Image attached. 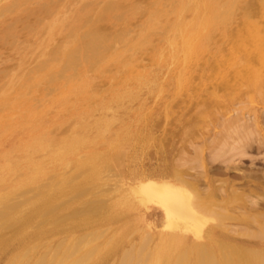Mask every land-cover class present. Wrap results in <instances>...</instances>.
<instances>
[{
    "label": "rangeland",
    "instance_id": "1",
    "mask_svg": "<svg viewBox=\"0 0 264 264\" xmlns=\"http://www.w3.org/2000/svg\"><path fill=\"white\" fill-rule=\"evenodd\" d=\"M0 1V8H3V6H6L9 3L11 4L13 2V0ZM43 1L49 2L51 7L50 15L49 13H41L40 11H38L39 4ZM66 1L64 2V0H21L19 1L17 7H11L10 12L0 9L1 11L3 10V12L0 13V89L3 88L2 90H0V95L3 93V96L0 97V197L2 196V199H0V213L2 210L3 213L0 215H4V217H16L20 210L30 209L32 207L31 202H33L34 199L38 196L36 194H39V192L41 191L47 190L45 188H54L48 184L50 176L52 179L54 175H57L59 172L62 174H67L71 172V169H68L69 166L66 167L59 161L52 160L49 157L46 149L33 147V145L36 144V142L38 141H43L44 144H49L51 148L56 150L59 147H56L57 144L59 145V142L62 143V141L72 136V134H74L75 132H80L83 130V150H81L83 151V161L84 159L86 160V155L96 153L97 155H99L98 158H96L95 160L96 164L102 161H106V166L105 169L103 168L104 170L101 169L103 171L100 170V178L85 181V176L91 169L88 168L87 165H84L83 162V174L85 175L83 177V190L86 189V192L84 193L83 191V194H81L80 196H72V193H70L67 188H64L66 192L60 196H57L58 199L54 201L55 204L53 203V205L55 206L53 211L51 210L49 214L46 213L44 215L45 217L48 215L52 218H56V221H58L57 223H54L51 217H49L41 224L40 222H38L39 220H41V218L36 217L33 221H31L32 223L29 224L32 225L34 224V222L37 221L36 225H32L33 228L31 226L29 227V225L25 226L26 229L31 232L39 225H43L45 228L52 230V234L46 235L40 239H29L25 243H21L19 242L18 238L15 237L14 233H16L18 229L21 228L20 226H22V223L14 220L15 222L11 224L12 226H9L8 228L6 227V229L8 230H4L3 228L2 231L4 230V232L2 233V231H0V233L3 235L2 237H9V240L8 245H5L3 247L0 246V264H39L40 262H42L41 264H55V262L57 264H118V262L119 264H134L136 258L135 260L134 258H132L126 263L122 262L121 259L123 256V252L132 248L131 242L129 241H138L139 226L135 222V220L128 213L125 212L123 204L115 203L116 197L112 196L111 198H108L111 194H106L105 189L110 186L107 184L106 185L108 187H106L105 184L103 185V179L108 178L109 182L112 183L113 181L117 180L116 178H120L121 175L126 174L131 169L138 167L141 164H147L150 159L155 160L156 157H163L168 159L167 163H169V165L189 171L188 174H190L188 175V177L191 179L198 180V187H200L202 190L207 188V181L205 178L202 179L201 176L204 169H207L209 174L212 175V177L214 176V178L216 179L215 184L219 186L221 185V183L223 184L224 180L227 178L235 179L237 182L234 187H236L238 191H242V189H245L246 193L248 192L249 188H256V185L253 186V183L259 182L261 183V185H264V178L262 177V175H264V64L258 61L257 59H247V57L253 56L260 37L264 36V1L214 0L216 3H218L217 5L219 6L218 7L214 5V9L218 7L214 10L211 7L213 6L211 5L212 0H199V5H197V0H192L191 3H188L189 0H118L123 4V10L121 12L122 14L120 17L122 19H115L114 17L103 18L97 22V25L104 32L111 34L120 33L123 30L127 32V39L126 41L115 42L116 45L115 43L113 44L110 53L112 54L113 50L114 53L105 60L98 63L99 65L97 64L96 66L99 67L94 66L96 68H99L96 69L97 71L99 70L98 72L95 69L93 70L94 67L90 68L83 66L82 68L81 66H78L77 71L75 72V75L73 77V82H75L76 84V89L74 90H71L69 88L70 78H68L67 80V76L69 77L68 72L60 73L58 70L60 68L59 65L54 64L53 62H51V64H53V69L51 67L50 71L53 70L55 74L52 72H48L49 70L46 67L44 68V66L42 65L44 63H50L47 58L50 52L55 47L63 45L64 42L62 43V41L65 40V38L67 40V37H69V35H67L66 33L68 32L67 27L69 24H72L74 17H76V14L82 9L84 12L85 6L91 2L92 4H94L93 9L91 10V17L94 18L97 11L100 9V7L104 4V1L106 0ZM156 1L157 5L159 6H155ZM194 1L196 2L195 4L198 6L197 9L193 7ZM181 2L185 4V6L183 7H186V10L181 7ZM207 2H209L210 4H205ZM223 2H225L226 4ZM222 3L224 6L222 5ZM259 4L261 5L259 6ZM155 7L157 8L158 12L156 11ZM56 8H58V10ZM53 10L56 12H53ZM14 11L16 13H14ZM28 11L30 12L28 13ZM166 11L169 13L170 16ZM198 11H202L201 14L203 16L205 15V17L203 18V16H201ZM151 12H153L154 14ZM164 14H167V16H165ZM154 17L157 18V21L159 19V21H155ZM178 17L181 18L178 19ZM52 18L57 19V23L54 25L55 28L54 26L52 27L54 29V32L53 29H51L52 31L50 30V34H46L45 29H48L47 32L49 31L50 27L48 26V21H50ZM199 19H201L202 21ZM198 21H201V23L203 24H199ZM151 23L153 24L152 26H150ZM141 25H146L145 27L147 28V31H145V27L143 28V26L141 27ZM197 25H199V27ZM31 26L34 29H32ZM178 26H180V29H178ZM9 28V31L11 32H7ZM140 28L142 30H140ZM143 29L145 31L144 34L142 32ZM30 30H32V32ZM242 30L244 31V33ZM31 33L33 35H31ZM44 33L46 34V36ZM174 34H176V36ZM216 35L219 36L217 37ZM140 37L141 39H139ZM184 37L189 38L186 39ZM191 37L195 38L190 39ZM182 39H186L187 42L190 41L189 43H191L192 45V48H189L190 50L187 49L189 46L186 44V41L185 44L184 41L182 43L183 45L181 44ZM40 41L42 42L40 43ZM169 41L170 43H168ZM173 41H176V44H174L175 42ZM171 44H173V48ZM184 45H187L188 47L185 48L186 46ZM183 46L186 51L182 49ZM36 47L38 51L36 50ZM133 50H135L136 52ZM180 50L186 52L185 56L187 57L184 56V53H179ZM187 50L191 51V53L187 52ZM129 51L130 54L128 53ZM171 51L173 52V55L171 54ZM125 52L127 54H125ZM233 54L235 55V58ZM30 56L31 59L29 58ZM174 57H178V59ZM216 60L218 62H216ZM21 61L23 62L21 63ZM231 61L233 62L231 63ZM27 62L28 64H25ZM173 62L175 63V65ZM224 62H226V64ZM39 64H42L41 68ZM169 64L172 66V68H170ZM183 64L185 65L183 66ZM181 65L183 66L185 71H183ZM18 66L22 69H19ZM179 66L182 68V70ZM250 66L254 68L253 74L249 73L248 67ZM28 68L30 69L29 71ZM167 68H170L168 72ZM88 69L89 71L91 70V73H89ZM36 70L38 71V73ZM87 71L89 73L88 75H86ZM177 71L178 74L175 73ZM24 72L30 74H25ZM58 72L59 75L61 74V76L58 75ZM22 73H24L23 77L20 76V74ZM179 73L183 75V77H179ZM62 74L63 76L67 74L65 75L66 81L65 79H63L64 77H62ZM136 74L139 78L136 76ZM12 75H15V77H13ZM55 75L56 77H54ZM17 77L21 80L15 79ZM100 77L102 78L101 82ZM245 78H247L248 80ZM10 79H12L11 82H9ZM111 79H113L112 82ZM14 80L15 82L13 83L15 84L13 85L12 81ZM16 80L19 81V83H17ZM181 81L183 82L182 86L180 83ZM7 82L10 84L7 85ZM16 83L18 85H16ZM20 83L23 84H21L20 86ZM37 83H39L38 87ZM41 83H44V85ZM28 84L29 86H27ZM11 85L13 88H11ZM178 85H180L181 87L178 88ZM6 88L8 89V92L10 91V95L8 96ZM9 88H11L12 90H14V88L16 89L13 91V93L12 90ZM176 89L177 91L180 90L181 92L175 91ZM3 91L6 93H4ZM18 91L20 94L18 93ZM158 92L160 93L158 94ZM49 93L52 96H50ZM4 94H6V96ZM172 96L175 97L173 98ZM154 98L157 100L155 101ZM18 99L20 101H18ZM153 100L155 101L154 104ZM168 100L171 101L169 102ZM9 101H11L12 104ZM4 105L6 107H4ZM164 106L168 107L165 108ZM33 109H35V111ZM36 110L39 113H37ZM147 111L148 113H146ZM15 112H18V114H15ZM144 115L146 117H144ZM147 115L150 116V118H148ZM28 123L32 124L29 125ZM106 124L108 128L106 127ZM42 126L44 130L41 128ZM144 127L146 129H144ZM36 133L37 135L35 137ZM136 135L140 138H136ZM64 136H66V138ZM151 138L153 140H151ZM160 142L163 144L161 145ZM133 144L135 145L133 146ZM142 153H144V155ZM43 157L46 159L44 160ZM186 157L189 159L187 160ZM6 158H8L9 160L11 159L10 161L12 162V164L10 163V161H7ZM38 162H41L43 168L48 171V175L44 174L41 176L40 174L39 178H42V182L39 185L40 187L36 185L37 188H34V183L32 184L34 186H32L31 183L23 185V183H21L19 180L25 177L29 169L33 168V166ZM19 165L21 168L19 167ZM109 166L114 169L109 168L107 169V172H105L106 168H108ZM69 168H71V166ZM108 170H110V173ZM20 171H22L21 175L19 174ZM54 171L55 173H53ZM111 172H113V175L116 174V176H114L115 178L111 175ZM104 173L106 175H109V177L106 176ZM251 173H257V178L254 179L253 177L252 179V177H250L248 179H243L238 176ZM49 174L51 175L49 176ZM111 177L113 179H110ZM92 183L94 184L92 185ZM85 186L88 187V190L87 188H85ZM24 187L26 189H24ZM28 190H30V193H25ZM99 190L102 194L99 192ZM9 194L10 197L7 199L9 200L11 196H13L10 201H14V206H11L12 203H10V201H8V205L7 199H4L6 196H9ZM22 194H24V196ZM70 195L75 200H70ZM20 196L22 198H25V196H29L30 198L26 197L25 199H21ZM254 196L257 198L254 199ZM16 197H19L20 199ZM98 197L101 199L103 198L102 200L105 201H102ZM250 197H252L253 200L258 199V197L262 199V196H260V194H258V196L250 195ZM13 198L17 199V203L16 200H14ZM23 200H26L27 203ZM86 200L89 201H87L88 203H90L89 206L88 203L85 202ZM19 202H21L20 205ZM82 203H84V205ZM70 204H72V207ZM93 205L96 207V209L98 208V206H100V208L97 209L99 210V212L95 211L96 209H94ZM2 206L3 208H1ZM59 206H61L60 209ZM82 208H84L85 210H83ZM74 209L76 211V214ZM258 210L263 211L264 208H260ZM81 211L83 212L81 213ZM64 212L66 213V215ZM83 213H85V215ZM63 215H65L67 218ZM80 215L83 216L82 224H78L77 226L72 227L71 231L69 232H60L61 229L69 228L71 225L75 224L74 221ZM49 222L53 223L50 224ZM226 224L227 225L224 226L227 227V230L231 229L230 232H228L234 235L238 234V232H243L246 230L252 231L256 228L254 226L248 227L247 225L237 222L235 220H227ZM95 226L96 228H94ZM105 227H107L108 229L106 228L104 230ZM102 228L103 232L100 231L102 230ZM90 230L93 231L91 232ZM231 231H233V233ZM96 233H98L100 237ZM82 234L84 235V237H82ZM91 234H96V236L92 235L91 237ZM130 234L132 235L129 236ZM86 235V240L88 239L90 241H87L89 242L88 244L85 240ZM88 235H90V238L92 239L95 237L94 241H91ZM41 240L44 241V243H42ZM61 240H64V242L62 243ZM73 241L75 243H73ZM85 242L87 246H84ZM31 244H34L35 247H32ZM57 245L59 247H57ZM66 245L67 248L65 247ZM82 245L84 247H82ZM94 245H97L98 247ZM28 246L30 248H28ZM92 246H94V248H92ZM26 247L29 250H27ZM75 248H78V250ZM90 248L92 250L95 248L96 249L92 252ZM136 248L133 249L135 252L133 251L132 254L140 256L143 254V252L145 253V250H143L144 248H140L138 244ZM32 249H35L33 250L34 252L31 251ZM26 250L27 253L25 252ZM32 252L35 253V255ZM22 253H26L25 256H23ZM41 253L44 254L45 257ZM85 254L88 255L86 256ZM29 256H31V259L29 258ZM24 258L26 259V261H24ZM44 258L46 259V261L44 260ZM59 258H61V261H59ZM38 259H40V261ZM81 259H86L87 261ZM27 260H29V262ZM50 260H52V262ZM71 260H73L74 262Z\"/></svg>",
    "mask_w": 264,
    "mask_h": 264
},
{
    "label": "bare ground",
    "instance_id": "2",
    "mask_svg": "<svg viewBox=\"0 0 264 264\" xmlns=\"http://www.w3.org/2000/svg\"><path fill=\"white\" fill-rule=\"evenodd\" d=\"M21 0H13V2L6 6H3L4 11H9L11 10V7H17L18 3ZM66 0H64L65 2ZM170 1V0H169ZM199 0H197V5H199ZM264 1V0H263ZM1 2V1H0ZM62 2V3H64ZM67 2V1H66ZM163 2V1H162ZM191 3L192 0H189L188 3ZM234 2V1H233ZM81 3V2H79ZM100 3V2H99ZM103 3V1H102ZM167 3V2H166ZM169 3V2H168ZM196 2L194 1V8L197 9L198 6L195 4ZM225 3V2H223ZM222 3V5H223ZM101 4V3H100ZM178 4V3H177ZM205 4H210L209 2L205 3ZM218 3H216L214 0H212V4L213 6L212 9H214V5H217ZM226 4V3H225ZM5 5V4H2ZM93 5L91 2L89 4H87L85 6L84 12L83 9L80 10L77 14L76 17H74V20L72 22V24H69L67 27V35H69V37H67V40L65 42V40L62 41V43L64 42L63 45H59L57 47H55L50 54L48 55V60L50 61V63H42L41 65L44 66V68L46 67L49 71L48 72H52L54 73V71H50L51 67L53 69V64H51V62H53L54 64L59 65V72H68L69 77L67 76V80L68 78H70L69 80V88L71 90L76 89L75 87V82H73V77L75 75V72L77 71V67L81 66L83 68L84 67H90L93 68L94 66H96L98 63H100L101 61L105 60L106 58H108L110 55H112L114 53L111 54V48L113 46V44L117 41H126L127 39V32L123 31L120 33H107L104 32L98 25L97 22L103 18H112L114 17L115 19H118L121 17V12L123 10V4L118 1V0H106L104 1V4L100 7V9L97 11L96 15L94 18L91 17V10L93 9ZM157 5V1L155 6ZM172 5V2H171ZM207 5V6H208ZM232 5V4H231ZM261 4H259L260 6ZM61 6V5H60ZM159 6V5H157ZM170 6V5H169ZM185 6L184 3L181 2V7ZM187 6V5H186ZM224 6V5H223ZM68 7V6H67ZM99 7V6H97ZM132 7V6H131ZM219 7V6H218ZM216 7V8H218ZM140 8V7H138ZM156 8V7H155ZM184 9L186 7H183ZM208 8V7H207ZM206 8V9H207ZM215 8V9H216ZM229 8V7H228ZM50 4L48 1H43L39 4V9L38 11H40L41 13H49L50 15ZM58 10V8H56ZM55 9V10H56ZM75 9V8H74ZM154 9V7H153ZM214 9V10H215ZM3 10H0V13L3 12ZM16 10V9H15ZM56 10V11H57ZM97 10V9H96ZM137 10V9H136ZM135 10V11H136ZM186 10V9H185ZM209 10V9H208ZM223 10V9H222ZM228 10V9H227ZM238 10V9H237ZM13 11V9H12ZM53 10V12H56ZM154 11V10H153ZM156 11L158 12L157 8ZM203 11V10H202ZM201 11V12H202ZM205 11V9H204ZM224 11V10H223ZM226 11V10H225ZM30 11H28L29 13ZM167 12V11H166ZM172 12V11H171ZM186 12V11H185ZM200 14L201 12L198 11ZM213 12V11H212ZM233 12V10H232ZM249 12V11H248ZM247 12V13H248ZM6 13V12H5ZM14 13H16L14 11ZM13 13V14H14ZM153 13V12H151ZM168 13V12H167ZM184 13V12H183ZM198 13V14H199ZM205 13V12H204ZM219 13V12H218ZM251 13V12H250ZM54 14V13H52ZM150 14V13H149ZM148 14V17H149ZM154 14V13H153ZM180 14V13H179ZM190 14V13H188ZM193 14V13H192ZM68 15V14H67ZM94 15V14H93ZM92 15V16H93ZM165 16H167V14H164ZM169 15V13H168ZM181 15V14H180ZM179 15V16H180ZM241 15V14H240ZM244 15V14H243ZM251 15V14H250ZM254 15V14H253ZM60 16V15H59ZM161 16V15H160ZM170 16V15H169ZM168 16V17H169ZM201 16H203L201 14ZM218 16V15H217ZM230 16V15H229ZM245 16V15H244ZM45 17V15H44ZM53 17V16H52ZM147 17V18H148ZM205 17V15L203 16V18ZM234 17V15H233ZM250 17V16H248ZM254 17V16H253ZM258 17V16H257ZM161 18V17H160ZM181 18V17H180ZM178 17V19H180ZM201 18V17H200ZM122 19V18H120ZM155 21H157V18H155ZM177 19V20H178ZM218 19V18H217ZM223 19V18H222ZM235 19V18H234ZM126 20V19H124ZM147 20V19H146ZM201 20V19H199ZM206 20V19H205ZM220 20V19H219ZM259 20V19H258ZM159 21V19H158ZM157 21V22H158ZM172 21V20H171ZM170 21V22H171ZM202 21V20H201ZM201 21L199 22V24L201 23ZM221 21V20H220ZM223 21V20H222ZM235 21V20H234ZM12 22V21H11ZM28 22V21H27ZM127 22V21H126ZM189 22V20H188ZM10 23V22H9ZM22 23V22H21ZM37 23V22H36ZM57 23V19L56 18H52L50 21H48V26L49 31L47 32L48 29L46 30V34L52 31L51 29H53L52 27ZM179 23V22H178ZM236 23V22H235ZM29 24V23H28ZM64 24V22H63ZM121 24V23H120ZM146 24V22H145ZM148 24V23H147ZM185 24V23H184ZM203 24V23H201ZM227 24V23H226ZM153 24L151 23L150 26H152ZM188 25V24H187ZM207 25V24H206ZM220 25V24H219ZM9 26V25H8ZM30 26V25H28ZM34 26V25H33ZM143 26V28L146 26L141 25V27ZM149 26V27H150ZM199 27V25H197ZM222 26V25H221ZM256 26V25H255ZM32 27V26H31ZM43 27V26H42ZM41 27V28H42ZM131 27V26H130ZM129 27V28H130ZM185 27V26H184ZM237 27V26H236ZM11 28V27H10ZM10 28L8 29L7 32H11L9 31ZM55 28V26H54ZM84 28V29H83ZM136 28V27H135ZM186 28V27H185ZM219 28V27H218ZM30 29V27H29ZM32 29H34L32 27ZM124 29V28H123ZM145 31H147V28L145 27ZM152 29V28H151ZM178 29H180V26H178ZM238 29V28H237ZM259 29V28H258ZM51 30V31H50ZM140 30H142L140 28ZM195 30V29H194ZM244 30V29H243ZM242 30V31H243ZM32 32V30H30ZM56 31V30H55ZM144 29H143V34H144ZM175 31V30H174ZM177 31V30H176ZM184 31V29H183ZM204 31V30H202ZM54 32V29H53ZM58 32V31H57ZM64 32V31H62ZM116 32V31H115ZM139 32V31H137ZM136 33V32H135ZM150 33V32H149ZM169 33V32H168ZM174 33V32H173ZM185 33V31H184ZM218 33V32H217ZM241 33V32H240ZM244 33V31H243ZM8 34V33H7ZM45 34V33H44ZM45 34V36H46ZM53 34V33H52ZM59 34V33H58ZM131 34V33H130ZM181 34V33H180ZM190 34V33H188ZM192 34V33H191ZM227 34V33H226ZM31 35H33L31 33ZM62 35V34H61ZM138 35V34H136ZM148 35V34H147ZM176 36V34H174ZM173 35V36H174ZM184 35V34H183ZM210 35V34H209ZM215 35V34H214ZM258 35V34H257ZM262 35V33H261ZM43 36V35H42ZM41 36V37H42ZM172 36V37H173ZM179 36V35H178ZM188 36V35H187ZM191 36V35H189ZM195 36V34H194ZM197 36V35H196ZM217 36V35H216ZM219 36V35H218ZM217 36V37H218ZM50 37V36H49ZM144 37V36H143ZM34 38V37H32ZM175 38V37H174ZM177 38V37H176ZM182 38V37H181ZM180 38V40H181ZM186 38V37H184ZM189 37H187L186 39H188ZM195 38V37H193ZM192 37L190 39H193ZM198 38V37H197ZM226 38V37H225ZM237 38V37H236ZM43 39V38H42ZM62 39V38H61ZM141 39V37L139 38ZM163 39V38H162ZM171 39V38H170ZM178 39V38H177ZM182 39L181 44L184 41L187 42V40ZM138 40V39H137ZM174 40V39H173ZM196 40V39H195ZM43 41V40H42ZM40 41V43L42 42ZM56 41V40H55ZM54 41V42H55ZM61 41V40H60ZM168 41V40H167ZM6 42V41H5ZM31 42V41H30ZM46 42V41H45ZM132 42V41H131ZM154 42V41H153ZM174 44H176V41ZM190 42V41H189ZM187 42V45L185 48L189 49L192 48L191 43ZM213 42V41H211ZM228 42V41H227ZM12 43V42H11ZM14 43V42H13ZM35 43V42H33ZM37 43V42H36ZM39 43V42H38ZM125 43V42H123ZM127 43V42H126ZM137 43V41H136ZM170 43V41L168 42ZM172 43V42H171ZM193 43V42H192ZM248 43V41H247ZM52 44V43H49ZM208 44V43H207ZM116 45V43H115ZM154 45V44H153ZM166 45V43H165ZM172 48H173V44ZM183 45V44H182ZM191 45V46H190ZM215 45V44H214ZM49 46V45H48ZM47 46V47H48ZM119 46V45H118ZM117 46V47H118ZM126 46V45H125ZM123 46V47H125ZM132 46V45H130ZM134 46V45H133ZM178 46V45H177ZM181 46V45H180ZM184 51L185 50V48ZM211 46V45H209ZM241 46V45H240ZM50 47V46H49ZM48 47V48H49ZM121 47V46H120ZM119 47V48H120ZM169 47V46H168ZM215 47V46H214ZM246 47V46H245ZM34 48V47H33ZM139 48V46H138ZM143 48V47H142ZM208 48V47H207ZM35 49V48H34ZM46 49V48H45ZM127 49V48H126ZM133 49V48H132ZM136 49V48H135ZM214 49V48H213ZM240 49V48H239ZM238 49V50H239ZM37 50V47H36ZM35 50V52H36ZM49 50V49H47ZM122 50V49H121ZM120 50V51H121ZM137 50V49H136ZM149 50V49H147ZM174 50V49H173ZM190 50V49H189ZM187 50V52H190ZM192 50V49H191ZM220 50V49H219ZM38 51V50H37ZM41 51V50H40ZM125 51V50H124ZM123 51V52H124ZM135 51V50H133ZM217 51V50H216ZM233 51V50H232ZM248 51V50H247ZM45 52V51H44ZM117 52V50H116ZM127 52V51H126ZM125 52V54H127ZM136 52V51H135ZM161 52V51H160ZM163 52V51H162ZM169 52V51H168ZM175 52V51H174ZM185 53L183 51H179V53ZM222 52V51H221ZM231 52V51H230ZM43 53V52H42ZM130 54V51L128 52ZM173 52L171 51V54ZM206 53V52H205ZM208 53V52H207ZM234 53V52H233ZM242 53V52H241ZM20 54V53H19ZM38 54V53H37ZM144 54V53H143ZM142 54V55H143ZM176 54V53H175ZM240 54V53H239ZM238 54V55H239ZM23 55V54H22ZM45 55V54H44ZM173 55V54H172ZM180 55V54H178ZM191 55V54H189ZM234 55V54H233ZM124 56V55H123ZM130 56V55H129ZM144 56V55H143ZM156 56V55H155ZM159 56V55H158ZM167 56V55H166ZM171 56V55H170ZM175 56V55H174ZM177 56V55H176ZM26 57V56H25ZM24 57V58H25ZM39 57V56H38ZM183 57V56H182ZM180 57V58H182ZM187 57V56H185ZM206 57V56H205ZM28 58V57H27ZM31 59V56L29 57ZM28 58V59H29ZM46 58V59H47ZM141 58V57H140ZM139 58V59H140ZM144 58V57H143ZM156 58V57H155ZM171 58V57H170ZM176 59H178V57H174ZM173 58V59H174ZM179 58V59H180ZM208 58V57H207ZM215 58V57H214ZM235 58V55H234ZM145 59V58H144ZM152 59V58H151ZM171 59V60H173ZM248 60L251 59H257L258 61L262 62L264 64V36H261L259 39V42L257 43V47L254 51V54L252 57H247ZM17 60V59H16ZM20 60V59H19ZM18 60V61H19ZM34 60V59H33ZM155 60V59H154ZM153 60V61H154ZM175 60V59H174ZM186 60V59H185ZM228 60V59H227ZM24 61V60H23ZM21 61V63L23 62ZM39 61V60H38ZM108 61V60H107ZM115 61V60H114ZM121 61V60H120ZM204 61V60H203ZM37 62V60H36ZM43 62V61H42ZM47 62V61H46ZM126 62V61H125ZM148 62V61H147ZM178 62V61H177ZM176 62V63H177ZM186 62V61H185ZM190 62V61H189ZM216 62H218L216 60ZM221 62V61H220ZM233 61H231L232 63ZM17 63V62H16ZM30 63V61H29ZM127 63V62H126ZM159 63V61H158ZM174 63V62H173ZM179 63V62H178ZM226 64V62H224ZM236 63V62H235ZM25 64H28L25 63ZM37 64V63H36ZM139 64V62H138ZM156 64V63H155ZM165 64V63H164ZM171 64V63H170ZM169 64V65H170ZM40 65V64H39ZM40 65V68H41ZM99 65V64H98ZM128 65V64H127ZM149 65V64H148ZM159 65V64H158ZM175 65V63H174ZM185 64H183L184 66ZM199 65V64H198ZM202 65V64H201ZM224 65V64H223ZM27 66V65H26ZM55 66V65H54ZM125 66V65H124ZM183 66L181 65V67L183 68ZM188 66V65H187ZM264 66V65H263ZM19 67V66H18ZM99 67V66H96ZM94 67L93 70L95 69H99ZM169 67V66H168ZM175 67V66H173ZM180 67V66H179ZM180 67V68H181ZM222 67V66H221ZM21 67H19L20 69ZM26 68V67H25ZM30 68V67H29ZM28 68V71L30 70ZM56 68V67H55ZM89 68V69H90ZM124 68V67H123ZM143 68V67H142ZM170 68H172V66L170 65ZM170 68H167V72L168 70H170ZM181 68V70H182ZM202 68V67H200ZM218 68V67H217ZM16 69V68H14ZM22 69V68H21ZM24 69V68H23ZM36 69V67H35ZM34 69V70H35ZM46 69V71H47ZM88 69V71H89ZM199 69V68H198ZM238 69V68H237ZM249 69V73L253 74L254 73V68H252L251 66L248 67ZM4 70V69H3ZM56 70V69H54ZM178 70V69H177ZM180 70V69H179ZM205 70V69H204ZM233 70V69H232ZM10 71V70H9ZM15 71V70H14ZM27 71V70H25ZM37 71V70H36ZM87 74L91 73L89 71ZM97 71V70H96ZM95 71V72H96ZM99 71V70H98ZM97 71V72H98ZM121 71V70H120ZM117 71V72H120ZM158 71V70H157ZM183 71L184 68H183ZM182 71V74H183ZM200 71V70H199ZM202 71V70H201ZM238 71V70H237ZM241 71V70H240ZM21 72V71H18ZM31 72V71H30ZM34 72V71H32ZM43 72V70H42ZM58 72V75H59ZM116 72V71H115ZM138 72V71H137ZM239 72V71H238ZM25 73V72H24ZM24 73L20 74V76L23 77ZM27 73V72H26ZM25 73V74H26ZM36 73V72H35ZM38 73V71H37ZM178 74V71L175 72ZM199 73V72H198ZM6 74V73H5ZM16 74V73H15ZM30 74V73H27ZM41 74V73H40ZM47 74V73H46ZM45 74V76H46ZM55 74V73H54ZM83 74V73H82ZM157 74V73H156ZM162 74V73H161ZM176 74V75H177ZM36 75V74H35ZM51 75V74H50ZM67 75V74H65ZM63 79H65L66 76ZM80 75V74H79ZM78 75V76H79ZM135 75V73H134ZM180 75V76H179ZM179 77H183V75H181L179 73ZM13 76V75H12ZM33 76V75H30ZM28 76V77H30ZM61 76V74L59 75ZM117 76V75H116ZM137 76V74H136ZM135 76V77H136ZM143 76V75H141ZM164 76V75H163ZM166 76V75H165ZM173 76V75H172ZM187 76V74H186ZM196 76V75H195ZM7 77V76H6ZM15 77V75L13 76ZM27 77V78H28ZM53 77V76H52ZM56 77V75L54 76ZM103 77V76H102ZM138 77V76H137ZM46 78V77H44ZM51 78V77H50ZM113 78V77H112ZM139 78V77H138ZM174 78V77H173ZM172 78V79H173ZM202 78V77H201ZM15 79H19L18 77ZM91 79V78H90ZM154 79V78H153ZM179 79V78H178ZM187 79V78H186ZM195 79V78H193ZM203 79V78H202ZM247 79V78H245ZM12 79L9 80V82H11ZM17 83H19V81H17ZM21 80V79H19ZM34 80V79H33ZM53 80V79H52ZM62 80V79H61ZM102 78L100 77V82H101ZM113 79H111L112 82ZM164 80V79H163ZM182 80V78H181ZM248 80V79H247ZM7 81V79H6ZM42 81V80H39ZM49 81V80H48ZM63 81V80H62ZM66 81V79H65ZM159 81V80H158ZM161 81V80H160ZM185 81V78H184ZM4 82V81H3ZM15 82L12 81V83ZM24 82V81H23ZM36 82V81H35ZM143 82V81H142ZM153 82V80H152ZM171 82V81H170ZM8 83V82H7ZM6 83V84H7ZM16 83V85H18ZM28 83V82H26ZM31 83V82H30ZM33 83V82H32ZM181 86H182V81L180 82ZM191 83V82H190ZM5 84V85H6ZM10 83H8L7 85H9ZM15 83H13L14 85ZM23 83H20V86ZM37 83V87H38ZM44 85V83H41ZM64 84V83H63ZM91 84V82H90ZM127 84V83H126ZM46 85V84H45ZM48 85V84H47ZM50 85V83H49ZM48 85V86H49ZM145 85V84H144ZM156 85V84H155ZM164 85V84H163ZM1 86V85H0ZM29 86V84L27 85ZM34 86V85H33ZM40 86V85H39ZM55 86V85H54ZM140 86V85H138ZM180 88L181 86L178 85ZM197 86V85H196ZM195 86V87H196ZM264 86V84H263ZM7 87V86H6ZM85 87V86H84ZM11 88L12 85H11ZM9 88V89H11ZM20 88V87H19ZM47 88V87H46ZM103 88V87H102ZM161 88V87H160ZM164 88V87H163ZM162 88V89H163ZM200 88V87H199ZM3 89V88H2ZM0 89V90H2ZM5 89V87H4ZM7 89V88H6ZM16 88H14L15 90ZM125 89V88H124ZM175 89V88H174ZM198 89V88H197ZM232 89V88H231ZM230 89V90H231ZM239 89V88H238ZM261 89V88H260ZM12 90V89H11ZM12 90V92L14 91ZM20 90V89H19ZM24 90V89H23ZM29 90V89H28ZM53 90V89H51ZM50 90V93H51ZM101 90V89H99ZM55 91V90H54ZM152 91V90H150ZM177 91V89L175 90ZM180 91V90H179ZM177 91V92H179ZM205 91V90H204ZM212 91V90H211ZM210 91V92H211ZM4 92V91H3ZM61 92V91H60ZM176 92V93H177ZM181 92V91H180ZM200 92V91H199ZM6 93V92H4ZM7 96L10 95V91L8 92L7 89ZM14 93V92H13ZM12 93V94H13ZM19 93V91H18ZM28 93V92H27ZM49 93V94H50ZM151 93V92H150ZM160 92H158L159 94ZM20 94V93H19ZM30 94V93H29ZM63 94V93H62ZM162 94V93H161ZM178 94V93H177ZM6 96V94H4ZM22 95V94H21ZM59 95V94H58ZM94 95V94H92ZM246 95V94H245ZM248 95V94H247ZM3 96V93L0 95V97ZM15 96V95H14ZM19 96V95H18ZM17 96V97H18ZM50 96H52L50 94ZM157 96V95H156ZM155 96V97H156ZM160 96V95H159ZM11 97V96H10ZM28 97V96H27ZM58 97V96H57ZM158 97V96H157ZM173 98L175 96H172ZM207 97V96H205ZM224 97V96H223ZM246 97V96H245ZM248 97V96H247ZM3 98V97H2ZM34 98V97H33ZM38 98V97H37ZM43 98V97H42ZM41 98V99H42ZM49 98V97H48ZM90 98V97H89ZM144 98V97H143ZM159 98V97H158ZM30 99V98H29ZM36 99V98H35ZM114 99V98H113ZM146 99V97H145ZM222 99V98H221ZM240 99V98H239ZM238 99V100H239ZM47 100V99H46ZM154 100L156 101L157 99L154 98ZM153 100V101H154ZM172 100V98H171ZM171 100H168L169 102ZM248 100V99H247ZM245 100V101H247ZM18 101H20L18 99ZM124 101V99H123ZM155 101L153 102V104L155 103ZM167 101V102H168ZM192 101V99H191ZM244 101V102H245ZM11 102V101H9ZM8 102V103H9ZM35 102V101H34ZM42 102V101H41ZM46 102V101H45ZM65 102V100H64ZM107 102V101H106ZM166 102V103H167ZM168 102V103H169ZM242 102V100H241ZM240 102V103H241ZM255 102V101H254ZM2 103V102H1ZM6 103V102H5ZM123 103V102H122ZM191 103V102H190ZM12 104V102H11ZM20 104V103H19ZM35 104V103H34ZM126 104V103H125ZM165 104V103H164ZM170 104V103H169ZM237 104V103H236ZM3 105V104H2ZM10 105V104H9ZM29 105V104H28ZM47 105V104H46ZM59 105V104H58ZM64 105V104H63ZM188 105V104H187ZM234 105V104H233ZM7 106V104H6ZM4 105V107H6ZM19 106V105H18ZM121 106V104H120ZM170 106V105H169ZM3 107V106H2ZM21 107V106H20ZM32 107V106H31ZM36 107V105H35ZM44 107V106H41ZM47 107V106H46ZM153 107V105H152ZM151 107V108H152ZM165 107V106H164ZM168 107V106H166ZM165 107V108H166ZM187 107V106H186ZM200 107V106H199ZM243 107V106H242ZM19 108V107H18ZM22 108V107H21ZM20 108V109H21ZM128 108V107H126ZM15 109V108H14ZM17 109V108H16ZM42 109V108H41ZM57 109V108H56ZM148 109V108H147ZM150 109V108H149ZM172 109V107H171ZM233 109V108H232ZM3 110V108H2ZM19 110V109H18ZM35 111V109H33ZM40 110V109H37ZM36 110L37 113H39ZM49 110V109H48ZM104 110V109H103ZM128 110V109H127ZM140 110V108H139ZM138 110V111H139ZM165 110V109H164ZM168 110V109H167ZM166 110V111H167ZM14 111V110H13ZM17 111V110H16ZM51 111V110H50ZM18 114V112H15V114ZM107 113V112H106ZM148 113V111L146 112ZM162 113V112H161ZM189 113V112H188ZM7 114V113H5ZM13 114V113H12ZM20 114V113H19ZM103 114V113H102ZM144 114V113H143ZM165 114V112H164ZM218 114V113H217ZM24 115V114H23ZM22 115V116H23ZM6 116V115H5ZM143 116V115H142ZM148 116V115H147ZM199 116V115H198ZM144 117H146L144 115ZM143 117V118H144ZM16 118V117H15ZM18 118V117H17ZM20 118V117H19ZM111 118V117H110ZM148 118H150V116H148ZM158 118V117H156ZM155 118V119H156ZM167 118V117H166ZM205 118V117H204ZM3 119V116H2ZM145 119V118H144ZM178 119V118H177ZM186 119V118H185ZM5 120V119H4ZM21 120V119H20ZM19 120V121H20ZM24 120V119H23ZM26 120V118H25ZM32 120V119H31ZM41 120V119H40ZM73 120V119H72ZM158 120V119H157ZM166 120V119H165ZM18 121V119H17ZM153 121V120H152ZM189 121V120H188ZM26 122V121H25ZM4 123V122H3ZM152 123V122H151ZM165 123V122H164ZM29 125H31L30 123H28ZM104 124V123H103ZM188 124V123H187ZM22 125V124H21ZM138 125V124H137ZM145 125V124H144ZM59 126V125H58ZM64 126V125H63ZM77 126V124H76ZM75 126V127H76ZM98 126V124H97ZM101 126V125H100ZM7 127V126H6ZM24 127V125H23ZM95 127V125H94ZM105 127V126H104ZM107 127V124H106ZM143 127V126H142ZM5 128V127H4ZM8 128V127H7ZM6 128V129H7ZM13 128V127H12ZM43 129V126L41 127ZM108 128V127H107ZM137 128V127H136ZM34 129V127H33ZM71 129V128H70ZM73 129V128H72ZM144 129H146L144 127ZM26 130V129H25ZM44 130V129H43ZM138 130V129H137ZM140 130V128H139ZM138 130V131H139ZM189 130V129H188ZM232 130V129H231ZM39 131V130H37ZM70 131V130H69ZM90 131V130H89ZM164 131V130H163ZM6 132V130H5ZM47 132V131H46ZM142 132V131H141ZM144 132V131H143ZM150 132V131H148ZM147 132V133H148ZM160 132V131H159ZM105 133V132H104ZM110 133V132H109ZM134 133V132H133ZM139 133V132H138ZM98 134V133H97ZM131 134V133H130ZM143 134V133H142ZM149 134V133H148ZM250 134V133H249ZM37 133L35 134L36 137ZM44 135V134H43ZM49 135V134H48ZM51 135V134H50ZM69 135V134H68ZM140 135V134H139ZM144 135V134H143ZM158 135V134H157ZM67 136V134H66ZM66 136H64L66 138ZM134 136V135H133ZM145 136V135H144ZM63 137V138H64ZM136 138L139 136H135ZM34 138V137H33ZM48 138V137H46ZM53 138V137H52ZM140 138V137H139ZM144 138V137H143ZM153 138V137H152ZM151 138V140H153ZM54 139V138H53ZM91 139V138H90ZM124 139V138H123ZM161 139V138H160ZM20 140V139H19ZM22 140V138H21ZM24 140V139H23ZM48 140V139H47ZM136 140V139H135ZM134 140V141H135ZM139 140V139H138ZM58 141V140H57ZM159 141V140H158ZM162 141V140H161ZM36 142V141H35ZM89 142V141H88ZM93 142V141H92ZM143 142V141H142ZM151 142V141H150ZM4 143V142H3ZM59 142V145L57 144L56 147H58V149H53L51 148V146L49 144H44L43 141H38L36 142V144L33 145V147H37V148H44L47 150L49 157L52 160H56L59 161L60 163H62L64 166H71V168L68 167V169H71L70 173H58L57 175L52 174V179H51V174H49L50 176V180H48V184L54 188L52 189H48L45 188L47 190L45 191H36L39 192L37 198H31L34 199L32 203V207L28 210H20V212L17 214L16 217H4V215H0V231H2V229L4 228V230L6 229V227L8 228L9 226H12L11 224L13 222L19 221L20 223H22V226H20L21 228L18 229V231L15 234V237L18 238L19 242L21 243H25L26 241H28L29 239H40L46 235L52 234L53 231L49 230L47 228H45L43 225H39L37 228H35L33 231L29 232L25 226L29 225L30 223H32L31 221H33L36 217H40L41 220H39L38 222H40L41 224L49 217L51 216H44L46 213L49 214V212L54 209V205L55 204V200L58 199L57 196H60L62 194H64L66 191L64 190V188H67L68 191L70 193H72V196H80L81 194H83L86 192L85 190H83V177L85 176L83 173V162L84 165H87L88 168H90L91 172L89 171L86 174V178L85 181H90V180H94L95 178H100L99 176V172L101 169H105V163L106 161H102L98 164H96V158H98L99 155H97L96 153H92L89 155H86V160L84 159L83 161V130L80 132H75L74 134H72V136H70L69 138L65 139L64 141H62V143ZM29 144V143H28ZM153 144V142H152ZM160 144L162 145L163 143L160 142ZM115 145V144H113ZM112 145V146H113ZM135 144H133L134 146ZM142 145V144H141ZM155 145V144H154ZM3 146V145H2ZM110 146V145H109ZM160 146V145H159ZM111 147V146H110ZM150 147V146H149ZM146 148V147H145ZM19 149V148H18ZM144 149V146H143ZM157 149V148H156ZM202 149V148H200ZM29 150V148H28ZM146 150V149H145ZM26 151V149H25ZM34 151V150H33ZM43 151V149H42ZM164 151V150H161ZM14 152V151H13ZM144 152V151H142ZM158 152V150H157ZM19 153V152H18ZM23 153V152H22ZM28 153V151H27ZM36 153V152H35ZM42 154V153H40ZM47 154V153H46ZM144 155V153H142ZM218 154V153H217ZM142 155V156H143ZM46 156V155H45ZM141 156V157H142ZM47 157V156H46ZM85 157V156H84ZM115 157V156H113ZM118 157V156H117ZM184 157V156H183ZM9 158V157H8ZM8 158L7 161H10ZM15 158V156H14ZM18 158V156H17ZM187 158V157H186ZM200 158V157H199ZM20 159V158H19ZM40 159V158H39ZM43 159L45 160L46 158L43 157ZM145 159V158H144ZM189 158H187L188 160ZM195 159V158H194ZM30 160V159H29ZM43 160V162H44ZM48 160V158H47ZM167 158H161V157H156L155 160L150 159L149 162L147 164H141L139 165L138 163V167H135L133 169H131L129 172H127L126 174H123L120 176V178H116V181H113L112 183L109 182L108 178L103 179L102 184L104 185H109L110 187H108L106 185V187H108L107 189H105V193L106 194H111L108 198H111L112 196L116 197L115 203H120L123 204L124 208H125V212L128 213L134 220L135 222L138 224L139 226V237H138V241H129L131 242V247L128 250H125L123 252V256H122V262L126 263L128 261H130L132 258H136V261L134 262V264H264V210H258L260 208H264V185H261V183H253V186L256 185V188H249L248 192L246 193L245 189H242V191H238L235 186L236 184V180L235 179H225L224 183L219 186L215 184V178L214 176L212 177V175L209 174L207 169H204V171L202 172L201 176L202 179L205 178L207 181V188L202 190L200 187H198L199 182L198 180L195 179H191L188 177V172L185 169H181V168H177V167H173L171 165H169V163H167ZM178 160V159H177ZM183 160V159H182ZM186 160V159H185ZM184 160V161H185ZM31 161V160H30ZM114 161V160H113ZM175 161H176V157H175ZM197 161V160H196ZM1 162V161H0ZM6 162V161H5ZM47 162V161H45ZM108 162V161H107ZM116 162V161H115ZM144 162V160H143ZM7 163V162H6ZM10 163L12 164V162L10 161ZM8 163V164H10ZM14 163V162H13ZM19 163V162H18ZM51 163V162H50ZM104 163V164H103ZM22 164V163H21ZM117 164V163H115ZM135 164V162H134ZM180 164V163H179ZM178 164V165H179ZM184 164V162H183ZM18 165V164H17ZM111 165V164H110ZM177 165V164H176ZM4 166V164H3ZM6 166V165H5ZM14 166V165H13ZM28 166V165H27ZM60 166V165H59ZM175 166V165H174ZM20 167V165H19ZM63 167V166H62ZM5 168V167H4ZM21 168V167H20ZM28 168V167H27ZM86 168V167H85ZM114 169L111 166H109L108 168H106L105 172H107V169ZM2 169V168H1ZM29 169V168H28ZM49 169V168H48ZM103 169V170H104ZM61 170V169H60ZM59 170V171H60ZM89 170V169H88ZM101 170V171H103ZM10 171V170H9ZM67 171V170H66ZM110 173V170H108ZM16 172V170H15ZM201 172V171H200ZM247 172V171H246ZM249 172V171H248ZM22 171L19 172V174L21 175ZM48 173V171H46L41 162L36 163L33 168L29 169V171L24 174L25 177L21 178L19 181L21 183L24 184H30L31 185L34 183V188L37 186H39L42 182V178H39L40 174L42 175H46ZM55 173V171L53 172ZM57 173V172H56ZM108 173V174H109ZM105 174V173H104ZM119 174V173H118ZM117 174V175H118ZM200 174V173H199ZM257 173H251V174H244V175H238L241 178H250L254 177L257 178ZM7 175V174H6ZM23 175V174H22ZM48 175V174H47ZM106 175V174H105ZM111 175L114 177L116 176V174L113 175V172H111ZM8 176V175H7ZM16 176V175H15ZM13 176V177H15ZM19 176V175H17ZM109 177V175H106ZM237 176V177H238ZM262 177L264 178V175H262ZM47 178V177H46ZM115 178V177H114ZM12 179V178H11ZM110 179H113L112 177ZM238 179V178H237ZM10 180V179H9ZM115 180V179H114ZM218 180V179H217ZM246 180V179H245ZM254 181V180H253ZM257 181V180H256ZM2 182V181H1ZM4 182V180H3ZM12 182V181H11ZM251 183V184H252ZM11 184V183H10ZM94 183H92L93 185ZM250 184V186H251ZM19 185V184H18ZM16 185V186H18ZM21 185V184H20ZM89 185V184H88ZM14 186V185H13ZM47 186V185H46ZM11 187V186H10ZM40 187V186H39ZM44 187V186H42ZM91 187V186H90ZM2 188V187H1ZM9 188V187H8ZM16 188V187H15ZM14 188V189H15ZM30 188V187H29ZM37 188V187H36ZM51 188V187H49ZM85 188L88 187L85 186ZM24 189H26L24 187ZM2 190V189H1ZM33 190V189H32ZM35 190V189H34ZM38 190V189H36ZM92 191V190H91ZM10 192V191H8ZM7 192V193H8ZM14 192V191H13ZM30 193V190H28L25 193ZM94 192V191H93ZM96 192V191H95ZM99 192L101 193V191L99 190ZM104 192V191H103ZM24 193V192H22ZM35 193V192H33ZM16 194V193H15ZM20 194V193H19ZM91 194V193H90ZM102 194V193H101ZM258 194H260V196H262V199L258 197V199L253 200L252 197H250V195H256L258 196ZM14 195V194H13ZM17 195V194H16ZM24 196V194H22ZM26 195V194H25ZM30 195V194H29ZM35 195V197H36ZM6 196V195H4ZM15 196V195H14ZM18 196V195H17ZM70 195V200H75L73 197ZM2 197V196H1ZM0 197V199H2ZM10 197L6 196L4 199H7ZM13 196H11L12 198ZM21 197V196H20ZM29 197V196H25ZM32 197V195H31ZM34 197V196H33ZM10 198V199H11ZM18 199H20L19 197H16ZM13 198L14 200H16L17 203V199ZM22 198L21 199H25ZM30 198V197H29ZM78 198V197H77ZM96 198V197H95ZM99 198V197H98ZM254 199L257 197H253ZM10 199H7V203L9 205ZM97 199V198H96ZM101 199V198H99ZM103 199V198H102ZM101 199V200H102ZM60 200V199H59ZM100 200V201H101ZM27 203L26 200H23ZM22 201V204H23ZM58 201V200H57ZM88 200H86L85 202H87ZM95 201V200H94ZM105 201V200H102ZM1 202V201H0ZM3 202V200H2ZM14 201H10L11 206L15 205L13 203ZM84 202V203H85ZM89 202V201H88ZM87 202V203H88ZM97 202V201H96ZM21 202H19L20 205ZM57 203V202H56ZM70 203V202H69ZM81 203V202H80ZM84 203H82L84 205ZM105 203V202H104ZM102 203V204H104ZM63 204V203H62ZM90 203H88L89 206ZM107 204V203H106ZM1 205V204H0ZM3 205V204H2ZM27 205V204H26ZM25 205V207H26ZM64 205V204H63ZM72 207V204H70ZM96 205V203H95ZM98 205V204H97ZM6 206V205H5ZM62 206V205H61ZM59 206V209L60 207ZM94 206V205H93ZM92 206V207H93ZM102 206V205H101ZM104 206V205H103ZM116 206V205H115ZM70 207V208H71ZM74 207V206H73ZM81 207V206H79ZM87 207V204H86ZM3 208V206L1 207ZM15 208V207H14ZM23 208V207H22ZM58 208V207H57ZM85 208V207H84ZM84 208H82L83 210H85ZM98 208H100V206H98ZM97 208V209H98ZM8 209V208H7ZM91 209V208H89ZM94 209H96V207L94 206ZM95 210L97 212H99V210ZM103 209V208H102ZM122 209V208H121ZM120 209V210H121ZM13 210V209H12ZM258 210V211H255ZM3 211V210H2ZM1 211L0 214H2L3 212ZM16 211V209H15ZM75 211V209H74ZM83 211H81L82 213ZM85 212V211H84ZM65 213V212H64ZM86 213V212H85ZM85 213H83L85 215ZM92 213V212H91ZM94 213V212H93ZM106 213V212H105ZM76 214V211H75ZM74 214V215H75ZM87 214V213H86ZM116 214V213H115ZM66 215V213H65ZM63 215V216H65ZM78 215V214H77ZM114 215V214H113ZM118 215V214H117ZM69 216V215H68ZM101 216V215H100ZM45 217V218H44ZM62 217V216H61ZM60 217V218H61ZM66 217V216H65ZM104 217V216H103ZM116 217V216H115ZM63 218V217H62ZM67 218V217H66ZM64 218V219H66ZM51 219L54 221V223H57L58 221H56V218H52ZM58 219V218H57ZM107 219V218H106ZM113 219V218H112ZM60 220V219H59ZM69 220V219H68ZM108 220V219H107ZM227 220H235L237 222L243 223L245 225H247L248 227H256L255 230L252 231H243V232H238V234L234 235L229 233L230 230H227V227H225L224 225H227L229 223L226 224ZM50 221V220H49ZM61 221V220H60ZM63 221V219H62ZM37 222V221H36ZM36 222H34V224L32 225H36ZM71 222V221H70ZM75 224L71 225L69 228H63L60 230V232H69L71 231L72 227L77 226L78 224H82L83 223V216L80 215L76 218V220L74 221ZM92 222V221H91ZM234 222V221H233ZM50 223V222H49ZM53 223V222H51ZM50 223V224H51ZM65 224V223H64ZM116 224V223H115ZM21 225V224H20ZM32 225H29V227ZM63 225V224H62ZM67 225V223H66ZM16 226V225H15ZM242 226V224H241ZM246 226V228H247ZM17 227V226H16ZM49 227V225H48ZM104 227V226H103ZM33 228V227H32ZM96 228V226L94 227ZM107 227L104 228V230ZM230 228V227H229ZM101 229V228H100ZM108 229V228H107ZM111 229V228H109ZM237 229V228H236ZM243 229V228H242ZM4 230L2 231V233L4 232ZM8 230V229H6ZM54 230V229H53ZM89 230V229H88ZM87 230V231H88ZM241 230V229H240ZM15 231V230H13ZM91 231V230H90ZM93 231V230H92ZM91 231V232H92ZM101 232H103V228L102 230H100ZM229 231V232H228ZM236 231V230H235ZM80 232V231H79ZM95 232V231H94ZM134 232V231H132ZM233 233V231H231ZM7 233V232H6ZM87 233V232H86ZM84 233V234H86ZM98 236L99 234L96 233ZM96 234H91L93 236H96ZM67 235V234H65ZM83 235V234H82ZM81 235V236H82ZM102 235V233H101ZM132 234H130L129 236H131ZM3 235L0 233V246L3 247L5 245H8V238L6 237H2ZM69 236V235H68ZM72 236V235H71ZM64 237V236H63ZM84 237V235L82 236ZM89 239L92 241H94L95 237L92 239L90 238V235H88ZM100 237V236H99ZM53 238V237H52ZM62 238V237H61ZM60 238V239H61ZM87 238V235L85 237V240ZM98 238V237H97ZM66 239V236H65ZM50 240V239H49ZM72 240V239H71ZM70 240V242H71ZM109 240V238H108ZM37 241V240H36ZM42 241V240H41ZM46 241V240H45ZM62 241V240H61ZM83 241V239H82ZM89 241L88 239L86 240V242ZM10 242V241H9ZM40 242V241H39ZM48 242V240H47ZM64 242V240L62 241V243ZM77 242V241H76ZM86 242L83 244L84 246H87V244L90 242ZM122 242V241H121ZM33 243V242H32ZM42 243H44V241H42ZM60 243V241H59ZM73 243H75L73 241ZM101 243V242H100ZM108 243V242H107ZM69 244V243H68ZM78 244V243H77ZM98 244V243H97ZM137 244L139 245V247L144 248L143 250H145V253L143 252L142 255H135L132 254L133 253V249L136 248ZM32 247L35 245L31 244ZM42 245V244H41ZM52 245V243H51ZM56 245V244H55ZM74 245V244H72ZM82 245V247H84ZM79 246V245H78ZM97 246V245H94ZM94 246H92V248H94ZM40 247V246H39ZM42 247V246H41ZM57 247H59L57 245ZM62 247V246H61ZM67 248V245L65 246ZM98 247V246H97ZM96 247V248H97ZM122 247V246H121ZM27 248V247H26ZM28 248H30L28 246ZM27 248V250H29ZM45 248V247H44ZM48 248V247H47ZM50 248V247H49ZM95 248V249H96ZM60 249V248H59ZM65 249V248H64ZM63 249V250H64ZM78 250V248H75ZM91 249V248H90ZM95 249H93L95 251ZM125 249V248H124ZM123 249V250H124ZM24 250V249H22ZM27 250L25 251L27 253ZM35 249H32L31 251H33ZM54 250V249H52ZM58 250V249H57ZM62 250V251H63ZM67 250V249H66ZM72 250V247H71ZM92 250V249H91ZM92 250V252H93ZM65 251V250H64ZM63 251V252H64ZM137 251V248H136ZM30 252V251H29ZM34 252V251H33ZM32 252V253H33ZM59 252V251H58ZM62 252V253H63ZM70 252V250H69ZM135 252V251H134ZM25 253V254H26ZM48 253V252H47ZM53 253V252H52ZM51 253V254H52ZM57 253V252H56ZM89 253V252H88ZM25 254L22 253L23 256H25ZM30 254V253H29ZM35 255V253H33ZM42 254V253H41ZM50 254V255H51ZM58 254V253H57ZM76 254V253H75ZM93 254V253H92ZM17 255V254H16ZM32 255V254H31ZM44 255V254H42ZM41 255V256H42ZM54 255V254H53ZM52 255V256H53ZM62 255V254H61ZM64 255V254H63ZM86 255V254H85ZM88 255V254H87ZM86 255V256H87ZM100 255V254H99ZM135 255V256H134ZM28 256V255H27ZM33 256V255H32ZM66 256V255H65ZM76 256V255H75ZM81 256V255H79ZM77 256V257H79ZM31 256H29L30 258ZM45 257V255H44ZM51 257V256H50ZM113 257V256H112ZM47 258V255H46ZM55 258V257H54ZM68 258V257H67ZM20 259V258H19ZM18 259V260H19ZM25 259V258H24ZM31 259V258H30ZM41 259V258H40ZM40 259H38L40 261ZM49 259V258H48ZM61 258H59V261ZM63 259V258H62ZM76 259V257H75ZM87 259V257H86ZM86 259H81V260H86ZM117 259V258H116ZM12 260V258H11ZM23 260V258H22ZM21 260V263H22ZM44 260L46 261V259L44 258ZM65 260V259H64ZM68 260V259H67ZM26 261V259L24 260ZM29 262V260H27ZM37 261V260H36ZM35 261V262H36ZM38 261V262H39ZM42 261V260H41ZM52 262V260H50ZM73 261V260H71ZM87 261V260H86ZM13 262V261H12ZM33 262V263H35ZM48 262V261H47ZM55 262V261H54ZM63 262V260H62ZM60 262V263H62ZM74 262V261H73ZM83 262V261H82ZM133 262V260H132ZM42 262H40L39 264H41ZM49 263V262H48ZM11 264V263H9ZM26 264V263H25ZM50 264V263H49ZM55 264H57L55 262ZM72 264V263H71ZM79 264V263H78ZM81 264V263H80ZM85 264V263H84ZM119 264V262H118ZM130 264V263H129Z\"/></svg>",
    "mask_w": 264,
    "mask_h": 264
}]
</instances>
